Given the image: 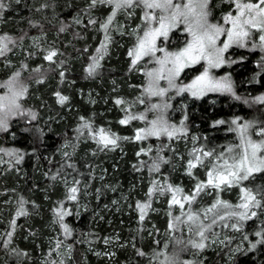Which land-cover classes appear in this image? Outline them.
Listing matches in <instances>:
<instances>
[{
    "label": "trees",
    "instance_id": "trees-1",
    "mask_svg": "<svg viewBox=\"0 0 264 264\" xmlns=\"http://www.w3.org/2000/svg\"><path fill=\"white\" fill-rule=\"evenodd\" d=\"M0 4V36L12 42L4 72H19L24 85L23 112L0 133V264H38L51 248L50 237L68 247L65 264H97L91 253L109 236L122 244L115 264H163L160 255L172 251L174 239L181 241V250L176 263L169 264H264V243L258 242L264 237L256 235L264 231V172L222 190V202L229 205L233 191L248 188L257 194L262 207L251 208L256 213L251 219L218 218V211L232 208L207 212L216 203L212 196L202 197L208 187L190 204L184 201L183 209L172 203L173 194L182 200L195 192L209 164L232 162L225 152L237 138L227 123L245 112L243 99L264 90V51H238L243 57L230 71L241 101L229 95L189 99L186 134L137 140L134 132L141 122L120 123L129 108L139 112L144 103L143 73L128 55V28L137 22L125 18L130 9L118 11L109 23L111 6L99 0L95 5L92 0ZM52 51L56 55L46 60ZM59 97L66 100L60 103ZM262 109L264 105L254 111L260 127ZM100 129L116 143H98ZM6 149L14 155L5 156ZM205 152L211 155L203 156ZM154 161L158 170L152 169ZM190 161L196 164L191 169ZM72 187L77 188L75 200L68 199ZM213 192L218 197L215 188ZM144 204L148 207L141 219L138 205ZM61 206L70 213L63 221L56 215ZM21 208L24 214L18 215ZM187 215L196 221H188ZM197 226L204 229L203 238L196 234ZM216 237L222 239L220 245H215ZM190 241L202 242L204 248H194Z\"/></svg>",
    "mask_w": 264,
    "mask_h": 264
},
{
    "label": "snow or ice",
    "instance_id": "snow-or-ice-1",
    "mask_svg": "<svg viewBox=\"0 0 264 264\" xmlns=\"http://www.w3.org/2000/svg\"><path fill=\"white\" fill-rule=\"evenodd\" d=\"M100 3L114 4L116 9L120 8H134L140 7L144 11V22L147 25L151 21H158L159 27L157 28H147L143 32V35L139 37L136 47L129 51L128 55L133 57L132 64L135 65L144 56H155L157 51H164L163 49H157L156 39L159 36H167L168 30L174 27L177 23L183 22L187 25V31L191 35L192 40L187 44V46L176 53L165 52L163 58H158L156 62L160 65V68L155 72H148L146 75L150 78L149 85L146 91L151 96L163 97L169 89L176 88L174 83L176 77L185 68L193 64L198 63L201 59L207 61L209 67H218L224 63L223 53L233 44H242L245 38L250 35V30L255 29L261 33H264V0H228V2L234 6L235 15L231 12L223 17V24L230 25L229 28L225 29L222 24L212 23L209 21L210 9L209 4L211 0H99ZM97 0H92V4L95 5ZM3 5L0 4V8ZM160 13V15H157ZM115 16V12L109 16V23H111L112 18ZM105 29L107 25L104 26ZM221 35H226L227 40L223 43L222 47H216L217 39ZM108 37H105V41ZM259 41L261 46L264 47V35H260ZM7 42H10V38L2 37L0 38V55L4 53L7 49ZM102 48H106V43L101 45ZM99 52L100 49H97ZM56 55L55 51L50 52L45 59L51 61ZM171 65V67H168ZM96 65L93 64L88 69L89 74L95 70ZM36 71H39L37 69ZM160 80H166L168 83V89L161 88L158 86ZM11 84V82H9ZM231 91V85L228 83L227 78L224 80H213L207 71H205L197 76L191 84L184 87L178 88V92L182 93L185 91L191 92L193 96H200L206 91ZM9 91L12 89L9 87ZM23 94V91L13 93L11 98L0 97V101L7 100L8 103H0V129H7V118L8 115L13 112L14 109H18L19 105L16 103V99ZM59 96V94H57ZM66 97H59V102L63 103ZM257 100L264 103V97H258ZM117 104L122 103V101L117 100ZM153 108L159 107L158 105H153ZM33 118H35L33 116ZM136 118V117H130ZM143 119V117H139ZM128 120H121V124L127 123ZM222 123V122H221ZM236 123V121H233ZM152 128L143 129L137 132L136 139H144L147 136L159 135L160 132H165L170 138L173 133L168 131L167 128L157 129L156 122H152ZM253 125L250 123L244 126L241 133V138L243 141V148L241 154L234 156L232 162L229 163L227 160L224 161L220 168L223 171H218L216 168L208 172L207 184L200 183L196 185L195 192L190 196L183 197L182 200L176 198L173 194L172 203L179 205L181 209L184 208V201L189 204L195 199L196 194L201 192L206 186H211L214 188H220L221 185H228L229 187L234 184L247 180L250 176L257 172H264V155L260 153L264 152V139L260 142H254L251 139H244V132L247 131L249 127ZM84 127H89L87 124ZM143 133V134H141ZM257 135L264 137V129L259 130ZM99 140L98 143L103 144L107 147L109 144H115L116 139L110 137L103 129H100L97 133ZM150 151V149H149ZM231 151V149H229ZM147 154V153H145ZM204 156H210V152L203 153ZM196 161H200V157L197 156ZM196 164L192 161L189 162V168L195 167ZM153 170L159 169V163L154 161L152 164ZM191 174V173H189ZM172 191V189H169ZM180 189H175V192H179ZM153 189H149V196L152 194ZM77 188L72 187L69 189V200L76 199ZM240 203L235 205L236 208L242 209L243 211H231V212H217L219 219L223 220L226 216L236 217L239 221H244L251 219L256 215L254 211H251L253 207H262L260 200L257 199V194H254L251 189L241 188ZM23 203V201L21 202ZM141 211V219H143V214L148 204L138 205ZM232 206L226 202L217 200L207 212H212L213 209H229ZM24 214L23 209L18 213V215ZM56 215L61 221H63L66 215H70L69 212L61 209L56 210ZM197 217L193 215H187V220L195 222ZM177 221H180V217H176ZM212 223H216L213 219ZM236 227L235 225H233ZM64 232L70 235V230L66 225H62ZM171 227V225H170ZM239 230V229H237ZM197 235L201 238L204 237V229L197 226ZM11 234L9 233V236ZM257 236L264 237V231L257 232ZM247 239V237H245ZM180 243L181 241H177ZM259 243H264V239L258 241ZM192 247L202 249L204 244L202 242L190 241ZM255 247V244H253ZM143 255V253H141Z\"/></svg>",
    "mask_w": 264,
    "mask_h": 264
},
{
    "label": "rangeland",
    "instance_id": "rangeland-1",
    "mask_svg": "<svg viewBox=\"0 0 264 264\" xmlns=\"http://www.w3.org/2000/svg\"><path fill=\"white\" fill-rule=\"evenodd\" d=\"M254 2V1H253ZM111 6V15L113 12L115 14L120 11L124 10L127 11L130 9L129 12L126 13L125 18L127 20H131L132 18H136L137 21L133 25H129L128 32L132 38H131V46L128 48L129 51L133 50L137 43L139 37L143 35V32L147 30V28H157L159 27L158 21H151L147 25L144 22V11L140 7H134V8H120L116 9L114 4H110ZM210 9V16L209 21L212 23H218L222 24V26L227 29L230 27V25L223 24V17L231 12L233 15H235V9L234 6L231 5L228 0H211L209 4ZM157 15H160V13H157ZM130 24V23H129ZM260 35H264V33H261L259 31H256L255 29L250 30V35L245 38L242 44H236L233 43L227 51L223 53V59L224 63L219 65L218 67H209L206 60L201 59L198 63L193 64L189 67H185L180 73L179 76L176 77L174 83L176 84V88L169 89L166 94L163 97L160 96H151L148 94L146 89L149 85L150 78L146 75L148 72L152 71L155 72L157 69L160 68V65L156 62L158 58H163L165 52L167 53H176L181 50H183L189 42H191L192 37L187 31V25L183 22L177 23L174 27H171L168 30L167 36H159L156 39V47L157 49H163L164 51H157L155 56H144L141 58L135 65L132 64L133 57H130L131 65L137 66L139 71L143 73V81L142 85L140 86V92L141 96L144 99L143 103V109L139 112H130V108L127 112V114L124 115L123 120L127 119L128 121L130 119L134 121L141 122V126L137 128L134 132V135L136 137L137 132L143 129H149L152 128V122H156L157 129L161 128H167L168 131L172 132L173 135L171 138H177L180 137L187 132L186 127V121H187V114L185 112L186 108L188 107V101L189 99L193 100H200L205 96L208 95H219V96H232L239 98L241 101V95L239 92H237L235 88V83L233 76L231 74V67L237 63L243 55L241 53H238V51H247L248 53H252L255 51H264V47L261 46V43L259 41ZM2 38V36H0ZM227 40L226 35H221L216 42V47H222L223 43ZM12 42H7V49L4 51L2 55H0V97H8L11 98L13 93L23 91V94L19 96L16 99V103L19 105L18 109H14L11 114L8 115L7 118V125L9 126V123L11 120H13L16 117H19L22 112V104L21 100L24 96V85L22 84L19 72L15 71L12 73H6L4 72L6 69L5 67H9L10 62H7V54L10 50ZM128 51V53H129ZM248 55V54H247ZM264 59V57H263ZM2 65V66H1ZM263 63H260V66H262ZM5 66V67H4ZM140 67V68H139ZM168 67H171V65H168ZM197 67V72L195 74H192L190 72H186V69ZM205 69H207L209 76L213 80H224L227 78L228 83L231 85V91H224V90H218V91H206L204 94L200 96H193L191 92L185 91L182 93L178 92V88L184 87L188 84H191L193 80L196 79L197 76H200ZM11 82V84H9ZM158 86L161 88L168 89V83L166 80H160L158 82ZM9 87H11L12 91H9ZM258 97H264V90H256L254 94L249 99H243L242 106L245 109L244 113H239L235 116V118H231L228 120V125L233 132V134L237 138V144L233 145V147H230L226 150L225 154L228 159H232L234 156H238L242 152L243 148V141L241 138L242 130L244 129L245 125L252 124V127H249L246 132H244V139H251L254 142H260L264 137L257 135L256 133L264 129L263 127H260L258 118L255 117L254 111H256V108L259 106H263L264 103H261L257 100ZM0 103L7 104V100L0 101ZM126 105V104H125ZM153 105H158L159 107L153 108ZM176 107V110H172L173 107ZM264 110V109H262ZM130 117H136V118H130ZM139 117H143V119H140ZM233 121H236V123H233ZM222 124L226 123L224 121H220ZM7 126V128H8ZM5 131V129H0V133ZM143 134V133H141ZM170 138L165 132H160V134L157 135H151L147 136V138ZM231 149V151H229ZM5 156H13V151L11 149L4 150ZM260 155H264V152L260 153ZM199 155H194L193 157L196 158ZM204 156V154H203ZM200 157V156H199ZM202 158H200L201 161ZM196 160V159H195ZM224 159L220 161L218 164H209L203 172H201L199 177L200 183L207 184L208 180V172L213 170V168H216L218 171H223L222 168H220V165L224 163ZM4 163V162H3ZM6 164H8V161H5ZM260 173V172H257ZM254 173V174H257ZM246 180L240 181L233 185L234 187L241 186L243 182ZM209 189L204 190L203 198H209L212 196V200L215 199V201H224L223 196V188L229 187L228 185H221L220 188H215L218 192V197H214L213 188L211 186H206ZM206 189V188H204ZM226 193H230V191L227 189ZM240 196H241V190L239 193H235L233 191V203L231 204L232 211H243L242 209L236 208L235 205L240 203ZM214 201V202H215ZM235 221L238 219L236 217H233ZM199 236V235H198ZM200 237V236H199ZM215 245H220L222 243V239L219 237L214 238ZM178 240H172L171 241V247L170 249L172 251L166 252L165 254L160 255V261L165 262L163 264H169L176 263L178 259H176V255L181 250L180 243L177 242ZM212 240H210V243ZM48 245H50V250L47 251V253L43 256V258L39 259L38 264H65V261L67 259V255L69 254V250L67 246H63L60 241L56 239V237H50L48 239ZM102 248L96 251H93L91 253L92 261L99 264H115L116 262V255L118 253V250L122 248V244L119 242L117 238H114L113 236L107 237L103 244ZM6 246V245H5ZM175 246V248H173ZM174 249V250H173ZM182 252V251H181ZM180 252V253H181ZM175 259V260H174ZM180 264V263H178ZM183 264H189L188 262H184Z\"/></svg>",
    "mask_w": 264,
    "mask_h": 264
}]
</instances>
